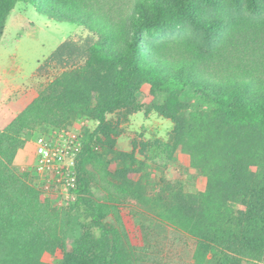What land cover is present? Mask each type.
I'll list each match as a JSON object with an SVG mask.
<instances>
[{
    "label": "trees",
    "instance_id": "obj_1",
    "mask_svg": "<svg viewBox=\"0 0 264 264\" xmlns=\"http://www.w3.org/2000/svg\"><path fill=\"white\" fill-rule=\"evenodd\" d=\"M20 3L92 32L83 43H65L53 54L51 60L61 66L82 62L80 72L58 81L61 94L69 82L79 90L84 84L99 89L94 118L100 128L117 110L140 111L136 101L143 88L154 98L163 94L157 110L174 124L163 153L198 170L207 187L189 194L181 184L161 179L153 197L149 189L119 184L124 171L113 176L100 165L95 178L108 196L94 200L87 196L91 181L81 169V162L95 154L99 135L91 133L77 158L72 210L75 221L99 236L68 252L63 219L1 160L12 157L22 130L42 119V104H34L0 132V264H53L56 256L61 264L147 263L154 259L149 248L132 243L118 211L130 203L139 207L137 221L159 220L190 237L192 264H264V90L262 96L253 92V77L264 70V0H0V45ZM185 29L196 33L199 47L151 42L157 33ZM189 91L209 109L182 101ZM55 103L62 108L69 101ZM111 209L118 227L106 222Z\"/></svg>",
    "mask_w": 264,
    "mask_h": 264
},
{
    "label": "rangeland",
    "instance_id": "obj_2",
    "mask_svg": "<svg viewBox=\"0 0 264 264\" xmlns=\"http://www.w3.org/2000/svg\"><path fill=\"white\" fill-rule=\"evenodd\" d=\"M91 36L92 32L87 27L56 22L38 12L32 4L20 3L8 19L0 45V132L10 129L34 104H42L39 105L42 119L24 128L20 134L21 144L14 149L12 157L6 160L2 156L1 160L28 188L38 193L40 202L46 204L52 214L63 219L68 252H73L76 244L88 245L94 236H99V232H91L73 219L76 194L55 181L48 183L36 174V143L43 136L74 129L87 140L91 133H98L95 154L81 162V169L91 181L87 196L100 202L108 196L95 178L100 165L113 176L124 171L125 179L119 180V184L126 189H149L153 197L158 193L155 188L161 179L181 184L189 194L205 192L207 187V179L198 170L182 167L178 155L171 160L163 153V145L169 143L174 130L173 122L157 110V106L165 101L163 94L154 98L149 88H143L136 101V105L142 107L140 111L134 112V108L117 110L107 116L106 124L100 128L94 118L95 109L100 103L99 89L97 91L93 86L84 84L81 87L83 90H79L73 82H69L65 95L56 89L64 75H74L82 70V62L61 66L51 60L53 54L65 43H83ZM151 42L167 47L186 44L199 47L201 44L191 29L178 32L166 30L157 33ZM227 42L221 48H228ZM262 69L253 77L256 86L253 92L256 90L261 96L264 90ZM56 98L69 101L68 106L63 103L62 108L57 107ZM182 101L196 108L209 109L206 102L192 91L185 94ZM233 206L237 210L243 209L238 204ZM137 208L136 203H130L119 207L118 211L126 229L130 231L132 243L149 248L154 258L142 264L194 262L195 244L190 237L176 233L159 220H154L151 225L145 220L137 221V216H134ZM106 222L118 227L113 209L107 213ZM50 260L53 264H61V256Z\"/></svg>",
    "mask_w": 264,
    "mask_h": 264
},
{
    "label": "built area",
    "instance_id": "obj_3",
    "mask_svg": "<svg viewBox=\"0 0 264 264\" xmlns=\"http://www.w3.org/2000/svg\"><path fill=\"white\" fill-rule=\"evenodd\" d=\"M84 141V135L74 129L39 138L36 143V174L48 183L55 181L73 192L78 186L76 163Z\"/></svg>",
    "mask_w": 264,
    "mask_h": 264
}]
</instances>
